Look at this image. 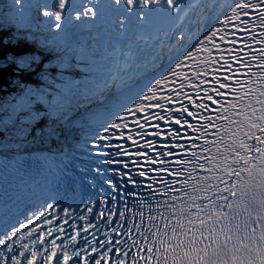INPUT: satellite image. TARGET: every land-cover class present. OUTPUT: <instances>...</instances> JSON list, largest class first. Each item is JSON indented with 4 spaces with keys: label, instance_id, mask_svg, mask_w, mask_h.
<instances>
[{
    "label": "snow or ice",
    "instance_id": "1",
    "mask_svg": "<svg viewBox=\"0 0 264 264\" xmlns=\"http://www.w3.org/2000/svg\"><path fill=\"white\" fill-rule=\"evenodd\" d=\"M225 8L227 15H224ZM205 9L216 13L212 19L222 27L203 29L192 51L184 49L173 59L174 67L172 64L166 66V76L161 74L155 79L147 87V93L142 88L136 92L132 107L127 104L113 105L105 111L103 120L95 128L89 129V135L95 136L97 140H110V130L127 127L122 122L125 116H132L134 123L142 129L144 124L136 119L139 113L149 109H162L170 113L168 116L153 114V118L166 122L171 120L181 127L187 125L193 133L199 132L192 139L193 150L190 154L176 161L178 167L170 170L169 161L159 159L160 156L173 155L171 151L157 154L155 163L159 166L155 170L167 173L171 179L161 178L159 190H153L147 200L134 201L137 211L126 204L121 207L119 219L114 221L117 227L105 232V239L99 240L98 246L87 239L81 240L83 248L76 245L75 223L71 225V236L62 246L55 239L45 240L42 230L36 239L29 240L32 248H29L28 243L21 245V238H31L40 227L39 221L44 218L43 211L29 212L27 224L31 225L35 219L36 228L30 227L27 232L14 237L17 228L6 225L0 234V264H264V0H232L227 5L218 2L210 4L208 0H5L3 15H11L19 21L35 19L46 28L61 33L70 26L79 27L75 22L84 18L101 22L109 19L114 23L118 21L121 30L150 28L152 39L163 37L168 40L184 38L185 33L179 22L189 12L200 14ZM220 15L223 19L217 20ZM236 30L244 36L241 47H235ZM141 38L146 40L148 36H137V39ZM218 38L231 44L233 47L230 51L234 54L223 55L224 50L217 42ZM15 39L12 36L0 39V81L23 89L16 98V104L11 106L13 112L25 111L29 114L30 122L39 121L34 128L35 139L58 136L56 126L50 121L45 122L42 117H59L62 113L61 91L54 92L49 100L44 89L25 87L21 83L33 75L50 83V73L48 67L41 66L43 62L30 50H10L8 45L15 43ZM253 43L259 47L251 48ZM164 46L161 41V47ZM194 53L203 55L197 59ZM128 55L124 54L125 65ZM180 57L185 61H193L190 77L177 71L183 66ZM243 57L248 59L245 61ZM229 61L237 64L231 76L228 72L232 68ZM214 65L219 66L214 68ZM253 67L256 71H252ZM120 71V62L117 61L110 70L111 80L120 78ZM213 71L221 72L223 78L212 75L211 80L207 79ZM240 74L247 77L246 82L237 78ZM168 77L182 79L176 87L169 89L168 95H157L159 86L165 85ZM173 83L176 81L173 80ZM185 84L198 94L195 99L219 105L213 109L214 119L211 115H201V112L209 109V104L194 102V98L184 92ZM201 85L205 87L201 88ZM58 87L62 91L70 89V85ZM201 91L203 97H199ZM229 92L233 96L231 100L226 99ZM181 98L198 111L193 112L183 104L175 109L164 107L165 104L180 103ZM37 100L46 105V112L33 109ZM188 117L198 118L203 123L193 127ZM143 119L147 121L148 117ZM208 129L214 131L209 133ZM179 132V127L175 132L169 130V134L177 138H180ZM123 135L121 131L118 138ZM155 135L160 133L156 132ZM209 136L211 139L207 138ZM127 139L133 140V137L128 135ZM201 139L203 143L198 144L196 141ZM147 147L152 149L151 141L147 142ZM173 147L182 148V145ZM108 163L113 161L109 160ZM120 175L128 173L121 172ZM139 175L143 177L145 172L141 171ZM181 176L183 179L178 178ZM128 182L139 184L131 177ZM88 183L95 187L93 181L89 180ZM104 183L111 185V191L116 190L117 185L112 180H104ZM158 193L164 198H156ZM124 195L134 196L135 193L129 189L119 194V199L113 195L108 203L118 204L124 200ZM105 199L99 201V212L84 203L80 207H87V212L94 214L97 219L104 216L103 223L108 224L113 216L104 207ZM46 206L53 208L51 203ZM55 207H60V204L56 203ZM125 210L130 213L128 217H125ZM63 212L67 215L68 208H63ZM53 219L56 217L44 219V224H50ZM78 219L85 221L81 232L87 233L95 224V220L86 215H79ZM122 221H126V224H122ZM60 223L66 221L57 220L55 227L48 228L47 235L51 236L57 231L63 234ZM24 227L25 223L20 222V228ZM110 233H115V237L119 238ZM69 241L73 243L72 249L69 248ZM37 242L47 245V249L36 248ZM14 244L17 247H13ZM89 246L91 251H85Z\"/></svg>",
    "mask_w": 264,
    "mask_h": 264
},
{
    "label": "rangeland",
    "instance_id": "2",
    "mask_svg": "<svg viewBox=\"0 0 264 264\" xmlns=\"http://www.w3.org/2000/svg\"><path fill=\"white\" fill-rule=\"evenodd\" d=\"M41 18V17H40ZM43 19V17H42ZM24 21H17V24L24 28L26 22ZM87 37L80 38L79 44H77L76 48L69 53V57L65 61H58L56 63L52 62L50 65L46 63V66H51L53 68L50 73V83L45 82L49 87V94L50 98L46 97L50 100L51 96L56 91H61L63 97V112H69V106L74 105L73 101H70L71 95L79 96L81 94H88L92 95L94 92H101L103 88H109L111 82L110 78V70L113 69L111 64L105 63L106 59H102L104 48L101 46L99 48V55L92 56L93 50H96V43L92 41L90 47L88 48V41ZM95 40V39H94ZM100 40V39H98ZM47 46H54L53 44H60L63 48L66 47L65 43L60 42L57 39H51L47 41ZM88 52H91L90 54ZM77 56V57H76ZM72 66V70H71ZM121 73V72H120ZM85 74V75H84ZM101 74L103 77L104 83L97 84V75ZM96 76V77H95ZM116 81H124L125 74H120ZM96 78V79H95ZM70 85L68 91H62V89L58 86H65ZM48 91V90H47ZM18 96V95H17ZM17 96H7L4 99L0 100V135L4 138L9 139L10 141H20V143L15 148L19 147H27L29 145L35 144H60L61 135L52 137L50 139L39 138L35 139V132L31 131L30 128H26L28 131H24V126L27 123H30L29 114L25 111H18L16 113L13 112L12 105L16 104ZM39 105L40 107L32 106L33 109H38L41 112V108L43 107L45 111H47L46 105L40 102L39 100L35 101L33 105ZM62 113L59 117L62 116ZM59 117H51L53 118V122L55 119ZM7 122V123H6ZM53 124V123H52ZM56 126V124L54 123ZM62 126V122H59L58 127L56 126V130L60 131ZM3 145V144H0ZM5 148L10 146H5Z\"/></svg>",
    "mask_w": 264,
    "mask_h": 264
},
{
    "label": "trees",
    "instance_id": "3",
    "mask_svg": "<svg viewBox=\"0 0 264 264\" xmlns=\"http://www.w3.org/2000/svg\"><path fill=\"white\" fill-rule=\"evenodd\" d=\"M9 72L11 73V68H9ZM13 77L15 76L14 73H12ZM21 83L25 85V87H38L39 81L37 80V77L33 75L31 78L27 80H22ZM23 89H21L18 85H14L11 83H6L4 81H0V98L6 97L7 95H16L19 94ZM39 124V122L32 123V127H36Z\"/></svg>",
    "mask_w": 264,
    "mask_h": 264
},
{
    "label": "bare ground",
    "instance_id": "4",
    "mask_svg": "<svg viewBox=\"0 0 264 264\" xmlns=\"http://www.w3.org/2000/svg\"><path fill=\"white\" fill-rule=\"evenodd\" d=\"M195 26H196V30H197V32H199L201 28H205V27H206V25L203 24V23H201L200 21H197V22L195 23ZM81 35H83V32H82ZM104 46H105V51H106V52H108V51H110V50H113V49H116V48H114L113 40H109V41L105 42V43H104ZM170 50H171V49H170ZM172 51H174V49H173ZM96 54L99 55L98 47H97L96 50H93V52H92V56H95ZM76 57H77V56H76ZM145 65H146V64H145ZM123 66H125V67L127 68V69L125 70V73L128 71V66L131 67V68H134V67H133L132 65H130V64L125 65V60H124V62H123ZM146 66H147V65H146ZM143 68H144L143 70L146 69L145 66H144ZM140 72H141V71L139 70L137 73H135V75H138ZM84 75H85V74H84ZM95 77H96V76H95ZM97 77H98L97 80H96V83H97V84H101V83L104 82V81H103V77H102L101 75H98ZM95 79H96V78H95ZM70 89H71V88H70ZM96 97H98V96H97V95H95V96H90V95L85 96V95L81 94V97H79V100H78V101H75V103H76L78 106H81V101H80V100H85V102H86V101H91V100H93V99L96 98ZM4 137H5V136H4ZM61 137H62V136H61Z\"/></svg>",
    "mask_w": 264,
    "mask_h": 264
}]
</instances>
